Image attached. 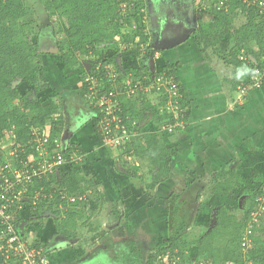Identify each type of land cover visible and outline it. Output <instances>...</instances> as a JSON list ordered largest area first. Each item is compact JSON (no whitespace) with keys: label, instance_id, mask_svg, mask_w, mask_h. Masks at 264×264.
<instances>
[{"label":"trees","instance_id":"trees-1","mask_svg":"<svg viewBox=\"0 0 264 264\" xmlns=\"http://www.w3.org/2000/svg\"><path fill=\"white\" fill-rule=\"evenodd\" d=\"M138 2L139 0H38L40 7L43 6L48 14V21L54 17L61 19L65 27L63 32L65 40L57 45V53H53L54 51H44L45 44L42 42L44 37L40 38L38 43L32 42L31 37L35 33L31 28L32 25L29 26L24 22L30 14L29 7L24 1L0 0V141L6 139L7 132H12L15 146L21 145L26 149V154H29L33 145V132L47 128L48 123L52 126L51 141L61 137L65 125L60 114L62 103L44 104L39 99L29 98L28 94L21 96L15 83L18 81L33 87L34 94L47 93L51 85L46 78L47 74L42 61L44 62L45 57L57 54L67 67L84 66L85 75L81 76L80 96L86 102L85 98L91 87V82L87 79L90 76L92 78L105 76L108 71H111L109 67L112 66L118 69L117 61L121 55L118 57L117 54L122 52L121 46L134 44L137 39L144 37L143 29L136 28L127 33L123 30L124 22L128 20L127 14L131 15V11L137 8ZM260 2L264 0H214L211 7L199 17L198 28L192 36L197 46L202 48V52L212 48L219 55L218 45L228 36L234 38L235 46L228 55V62L238 68L237 75L241 76L236 84L238 93L239 87L252 89L254 85L252 76L255 69L259 68L261 71L264 69V7L259 8ZM237 15H243L246 22L236 29L234 18ZM61 30L63 31L62 27ZM145 35H147L146 39L148 40L149 37L150 40L149 33ZM149 44L143 51L144 54L141 50L137 54L142 61L147 60L153 65L151 60L155 58V55L161 54L163 60L165 51L155 50L150 42ZM111 51L115 54L112 55ZM100 53H109L108 59H90ZM242 56L245 60L241 59ZM83 57L86 59H82ZM85 64H88V69L85 68ZM154 64H158V60ZM181 68V64L165 62L161 70L158 69L166 76L174 78L182 93L180 103L186 110V116L185 129L179 130V134L187 131L190 116L189 103L177 75ZM147 69L146 67L134 70L132 68L134 83L144 79L143 83L146 86L151 84L156 74L146 71ZM263 88L264 79L259 89H252L250 92ZM157 91L155 88L153 92L157 93ZM162 92L164 95L158 104L152 102L147 94H141L138 98L131 100L124 99L119 113L123 123L127 118L137 121V129L142 138L134 139V142H130L126 150L122 152L130 159L137 157L142 160L147 159L150 163L149 176L141 177L149 191H154L160 183L168 180L172 173V164L178 157V150L168 147L165 143L164 134L169 133L145 131V127L140 125V121L146 122L149 119L150 124L156 125L160 123L163 125L166 120H175L174 113H169L165 109L168 96L164 89ZM101 118L100 110H93L92 123L100 143L98 124ZM10 149L12 150L13 147ZM66 151V157L75 151H78V156L82 159L86 155L85 149L73 141L70 142ZM72 165L73 167L66 174L52 173L48 179L37 182L30 188L31 196L35 195L36 190L42 189L40 211L52 202L57 232L70 239L76 237L77 213L74 210L76 206L81 205L82 201L72 203L70 199L60 194L61 191L54 192L55 189L52 186L56 185L67 195L76 197L84 195L86 185L92 186L91 182L75 170L78 165L75 162ZM241 179L242 177L234 171H218L212 175L207 184L212 186V194L228 196ZM257 180L264 184V177ZM186 185L188 188L192 186L190 183ZM246 192L252 193L254 197L262 194L261 189L254 193L250 190ZM183 196V193L174 191L168 197L166 246L162 247L159 253L149 256V264H156L157 257L168 251L181 257L183 264H195L200 261H208L211 264H245L247 262L264 264V240L261 236L255 235L256 231L247 230V221L237 220L235 215L229 214L224 208H219L218 212L213 211V225L199 237L191 239L186 232L188 217L184 211L186 202ZM60 207L62 210L59 209ZM246 241V245H249L247 248H245L246 245L243 246ZM214 243L219 247H214ZM192 246L197 247L195 261L188 255Z\"/></svg>","mask_w":264,"mask_h":264},{"label":"crops","instance_id":"crops-1","mask_svg":"<svg viewBox=\"0 0 264 264\" xmlns=\"http://www.w3.org/2000/svg\"><path fill=\"white\" fill-rule=\"evenodd\" d=\"M193 26L196 27L194 24ZM192 40L166 51L163 60L162 57L158 60L161 68L165 62L182 65L177 75L189 103L187 131L175 133L176 135L164 134L166 145L178 150V157L174 161H178V164H172V173L168 180L160 183L154 191H149L139 178L126 177L125 181H120V190L115 189L119 186L116 180L103 182V192L106 194H102L103 198L88 201L85 205L84 202L88 200L85 195V200L81 202L84 204L75 207L76 237L71 239L57 232L52 202L42 211L39 210L37 218L29 219L27 213L25 214L26 217L22 220L24 231H52L55 242L67 244L66 249L58 245L50 249L52 256L60 264H124L122 255L134 245L143 251L141 244L156 242V249L162 248L166 245L168 227L162 222L159 226L150 224L153 217L150 213H159L162 209L166 212L167 207L163 200L165 196L169 197L174 191L182 193L183 183H190L193 187L204 178L208 183L215 172L229 171L231 163L242 165L244 173L253 172L257 165L259 168L264 166V129L259 126L264 125V117L261 115L264 109L261 108L260 112L255 109L251 114L254 107L262 106L260 102L264 98V88L252 91L245 100H240L236 89L241 77L237 75L238 68L228 62L229 58L223 60L216 56L212 48V51L206 50L207 53L201 60L197 59L195 49L198 46ZM48 59L50 57H45L44 61L47 62ZM142 126L145 131L150 132H157L159 128L148 121ZM94 135L97 138L95 131ZM73 142L76 143L74 140ZM98 148V151L105 152L101 147ZM246 159L251 161L254 168L247 165ZM209 171L208 178L206 172ZM234 172L244 176L240 173L241 170ZM188 198L183 196L186 205L190 203ZM226 198L227 196L216 194L212 204L223 202ZM197 201L198 205L203 203L200 198ZM59 209L62 210V207ZM132 221L142 224L145 230L141 231L140 228V231H131ZM135 234L141 237L140 240L134 239ZM148 247L145 246V250Z\"/></svg>","mask_w":264,"mask_h":264},{"label":"rangeland","instance_id":"rangeland-1","mask_svg":"<svg viewBox=\"0 0 264 264\" xmlns=\"http://www.w3.org/2000/svg\"><path fill=\"white\" fill-rule=\"evenodd\" d=\"M23 1L29 7L30 10V14L27 17V19H25L24 22L28 23L29 26L32 25L31 28L35 33L31 37L32 42L38 43L40 38L44 37L45 39L44 41H42L45 44L44 51L45 52L54 51L53 53H57L56 50L57 45L63 43L65 40V34L63 33L65 27L63 25L62 20L56 19L54 17L52 18V20L48 21L49 20L48 14L44 10L43 6L40 7V5L38 4V0H23ZM171 1L172 3L177 5L179 10H183L186 16L189 15L192 17L191 18L192 22L196 27L199 25L198 19L201 16V14L211 7L210 2L207 3V0H171ZM152 2L153 0H139V2L136 3L137 8L131 11V15L127 14L128 20L126 23L124 22L123 30H125L126 33L128 31H133L136 28L144 30V37L137 39L134 44L123 46L121 48L122 52L117 54L118 57L119 55L123 57L121 68H123V70L126 72L131 71L132 68L134 70L143 67L148 68L146 71H150L152 73L159 72L158 69L161 70L160 65L158 64L152 65L147 60L142 61L137 54L139 50L143 49L149 44L152 38L151 30L153 28L152 25L153 21H151L152 17L150 12L151 7L153 5ZM130 18L131 20H129ZM245 20L246 18L243 15H237L234 18L235 28L237 29L241 27L243 24H245L246 22ZM61 27L63 31L62 30L60 31ZM148 33L150 36V40L149 37L148 40L146 39L147 35L145 34ZM191 40L192 39L188 41ZM234 46H235L234 38L228 36L227 39L223 40L218 45L220 55L216 50L213 49L215 52L214 54L216 56H219V58L223 60H228V55H230V53L234 49ZM209 50L212 51V49ZM195 52H196V57L199 60H201V58L205 56V54L207 53L206 50L205 52L204 51L202 52L201 47L200 48L197 47V49H195ZM108 54L109 53H100L96 57L93 56L90 59L106 60L109 57ZM111 54L112 55L115 54L114 51H111ZM82 59L85 60L86 58L83 57ZM47 62L49 63L52 62V64L48 65ZM47 62L42 61L45 74H47L46 78L51 85L50 90L47 93L34 94L33 87L26 84H21L18 81L15 83V86L21 96L28 94L29 98L33 100L39 99L44 104L51 102H56V103L61 102L63 107L60 114L63 117L65 123L64 132L68 130L72 124L77 123L76 127L78 128L71 141L74 140L76 143H81L80 145L82 147H85L87 154L86 157L83 159L78 158L79 164L75 168L79 170L78 172L81 175H83L88 182L92 183V186L88 184L85 187L86 191L84 195H86L88 199L86 202H84L85 205L88 203V201L97 200V198L99 197L103 198L102 194H105L103 192L105 187V185H103L104 184L103 182L106 181L110 182L116 180L119 183V186L115 188L116 190L117 189L120 190L119 189L120 183H122L126 177L131 179L139 178V180L143 182L141 177L147 178L149 176V171L151 169L150 163L147 161V159H143V160L130 159L126 155H124L122 151L115 150L114 148L111 147H106L103 144H101L100 141L97 143L98 137L96 138V136L94 135L93 123L91 119L85 122L86 118L85 115L81 114V109L85 108L84 107L85 104L88 106L89 109L92 108H90V106L85 101H83L82 97L80 96V88L82 86L81 76L85 75L84 66L80 65L75 68L67 67L62 63L61 58L57 54L50 56V59H48ZM109 68H110L109 70L116 69L115 66ZM131 79L133 78L131 77ZM151 99L152 100L155 99V96L154 98L152 96ZM260 104H262V106L254 107V109H252L251 111V114L255 112V109L257 110L256 112L258 111L260 112L261 108L264 109V98L262 99ZM248 115L251 116L250 114ZM261 115H263L264 117V112L261 111ZM147 121L149 122L150 119L146 120V122ZM144 122L145 120L143 122L140 121V125H143ZM161 126L162 125L160 123L158 125L159 128L157 127L158 128L157 132L160 133L161 131L163 132ZM259 126H261V128L264 129V125L259 124ZM51 128L52 126L50 125V123H48L47 128L40 131L43 134L45 133V135H50ZM137 131L139 130L135 129L134 133H136ZM137 133L139 134V132ZM169 134L176 135L175 133H169ZM5 138H6L5 140L0 141V165L3 162L13 161V158L9 155V149L12 147L15 140L13 137V133L7 132ZM140 138H142L140 134L136 136V140ZM131 142H134V139L131 140ZM98 146L101 147V149H104L105 152L98 151L100 149L98 148ZM67 158L69 159L70 156ZM251 161L253 162L252 158ZM251 161L246 159L247 165L250 166V168H254V165L251 163ZM72 164L73 162L67 163V166L63 171L64 174H66L71 169V167H73ZM176 164H178V161L174 162L173 166H177ZM135 165L138 166L135 167ZM255 167L256 168L253 172L247 171V173H244L243 170L244 168H242V165H235L231 163L229 167L230 169L229 171L241 170L240 173L243 174L244 176L243 177L241 176L242 177L241 181L235 184L234 190L230 193V195H228L227 198L223 200V202L219 201L216 202V204H212L214 203L213 197L214 195L216 196V194H212L211 191L212 186L205 182L206 178H204L203 181L196 182L195 183L196 185H194L193 187L188 188L187 185H184V183L181 185L182 188L184 187V190L182 192L183 195L185 197H189L188 199L190 200L189 203L190 205L189 204L185 205L184 211L188 217V230L186 232L190 235L189 237L191 239H195L199 237V235H201L202 233H205V230L210 228L214 223L213 213L215 211L218 212L219 208L221 209L224 208L231 215H235L237 220L247 221L248 224L247 230H251L253 232L256 231L255 235L261 236V238L264 240V232H263L264 231V184L262 183V181L260 182L257 180L258 178L260 179V177H264V166L262 168H259L258 165ZM176 173L177 170L174 171V174ZM206 175L209 178L210 171L206 172ZM190 178L193 177L191 176ZM259 189L262 190V194L256 195L255 197L252 193L246 192V190H250L253 191L254 193ZM119 195L122 196L120 193ZM166 197L167 196H165L163 200L165 201L164 205L167 207L166 208L167 213L164 212V209H162V211L159 213H155V211L153 213H150V216L151 214L153 216L152 219H150L151 221L150 224L159 226L162 222L163 225L165 224L168 227V223L165 219L167 218L169 213L168 197L167 198ZM209 197H211V199ZM199 198L203 202L200 205L197 204L198 203L197 200ZM55 225L56 223H54V226ZM130 225L132 228L131 231H140V228L141 231L145 230L142 224L138 225L135 221H132ZM149 225L146 228H148ZM76 227H77V223H76ZM153 231L155 230L153 229ZM30 233L35 234L31 236L35 237L37 240L47 245L50 249L52 247L55 248L54 245H58L60 248H64V249L67 248V244H65V242H55L54 237H52V231L49 232L28 231V234ZM140 238L141 237L135 234L134 236L135 240L137 239L140 240ZM138 242L140 244L142 243V241H138ZM248 244H249V240H248ZM141 245L144 249L143 251H141L138 247H137L138 249L135 247V249L130 248L127 253L124 254L122 253L123 254L122 256H124L123 258L124 260H122L124 261V264H125V260H127L126 264H149L150 263L149 256L154 253L155 254L159 253L161 249V248L156 249V242L145 243ZM145 246L146 247L149 246L148 249L145 250L144 248ZM214 247H219V246L214 243ZM188 255L192 260L195 261L197 256V247L192 246L191 249L188 251ZM50 262L51 264H60V262L58 260H55V257L52 256V251L50 256ZM245 264H250V263L247 262Z\"/></svg>","mask_w":264,"mask_h":264},{"label":"built area","instance_id":"built-area-1","mask_svg":"<svg viewBox=\"0 0 264 264\" xmlns=\"http://www.w3.org/2000/svg\"><path fill=\"white\" fill-rule=\"evenodd\" d=\"M208 2L212 5L214 0H207ZM258 6L263 8L264 2H260ZM146 47L141 49L142 54ZM158 57L159 55L156 54L153 61L159 60ZM241 59L245 60V57L242 56ZM123 71V68L119 66L118 69L108 71L105 76L94 77L95 79L90 76L87 79L91 82V87L85 98L86 102L92 111L99 109L102 116L98 124L101 144L118 151H125L131 140L136 139L139 134L138 131L134 133L137 129V123L134 120L127 118L125 123L122 122L119 115L122 101L147 94L150 99L155 96V99L151 101L158 104L164 95L163 89L168 96L165 109L169 113H174L175 120L163 122L162 130L167 133H178L179 130L185 129L186 110L180 103L182 93L174 78L159 71L153 73L156 74V78L154 77L151 84L146 86L143 83L144 79L134 83L135 78L131 71ZM263 79L264 69L261 71L256 68L252 76L254 81L252 89H259ZM155 88L158 90L157 93L153 92ZM238 89L241 100H245L252 90L242 87ZM32 135L34 138L30 148L31 153L26 154L25 148L21 145L15 146L13 143V149L9 150L13 161L3 162L0 165V264H51L50 248L32 237V233L28 234V231L21 230L25 214L27 213L29 219L37 218L40 210L42 189L36 190L35 195L31 196L30 188L37 182L48 179L52 173H61L67 163L79 164L78 151L70 154L69 159L65 156L67 151L63 142L64 134L53 142L50 135H45L41 131H34ZM52 187L55 189L54 192L61 191L60 194L70 199L72 203L85 200L84 195L69 196L60 187L56 185ZM246 244L247 241L243 243V246L245 247ZM248 246L246 245L245 248ZM156 264H183V260L168 251L158 256ZM195 264H211V262L200 261Z\"/></svg>","mask_w":264,"mask_h":264},{"label":"flooded vegetation","instance_id":"flooded-vegetation-1","mask_svg":"<svg viewBox=\"0 0 264 264\" xmlns=\"http://www.w3.org/2000/svg\"><path fill=\"white\" fill-rule=\"evenodd\" d=\"M152 4L153 5H152L151 11H150L151 17H152L151 21H153L152 22L153 28L151 30V32H152L151 44H152L153 40L156 39L158 36H162L163 38H166V35H160V33L162 34L163 24L165 25L167 22L170 23L169 26L173 25L174 27H177L175 24L179 23L178 21H181V24H188V25L193 27L194 23L192 22V19H191L192 17L189 15L186 16V14L183 12V10H179L177 5L172 3L171 0H153ZM173 26H171V28ZM156 34L157 35L159 34V35L156 36ZM173 36H175V35H173ZM192 38L193 37H191L190 39H192ZM158 55H159L158 58L160 59L162 57V55L161 54H158ZM122 58L123 57L119 58L117 61L119 66H121ZM151 62L154 63L153 60H151ZM85 68L88 69V64H85ZM84 107L85 108L81 109V114L85 115V118L87 119L88 116H90V115L92 116L93 111L91 109H89L86 104ZM91 121H92V117H91ZM76 124L77 123L72 124L70 128L76 127Z\"/></svg>","mask_w":264,"mask_h":264},{"label":"water","instance_id":"water-1","mask_svg":"<svg viewBox=\"0 0 264 264\" xmlns=\"http://www.w3.org/2000/svg\"><path fill=\"white\" fill-rule=\"evenodd\" d=\"M179 23L175 24L177 27L173 26L171 28L170 23L167 22L165 25L163 24L162 34L160 35H166V38H163L162 36H158L156 39L153 40L151 46L153 49L158 51H167L174 49L182 44H184L186 41H188L194 32L196 31V27H192L187 24H181V21H178ZM175 35V36H173ZM91 115L87 117L85 122H87L89 119H91ZM78 127L69 128L64 132L63 142L66 150L69 147V144L71 142V139L76 133ZM22 232H24V225L21 227Z\"/></svg>","mask_w":264,"mask_h":264}]
</instances>
